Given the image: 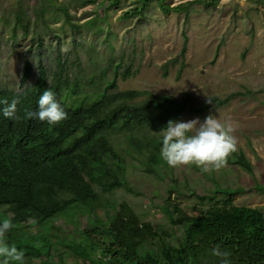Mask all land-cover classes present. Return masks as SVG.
<instances>
[{"label": "rangeland", "instance_id": "1", "mask_svg": "<svg viewBox=\"0 0 264 264\" xmlns=\"http://www.w3.org/2000/svg\"><path fill=\"white\" fill-rule=\"evenodd\" d=\"M144 1L142 11L124 15L141 9ZM19 13H23L21 22ZM58 57L65 64L64 74L80 84L77 94L66 96H95L105 87L109 92L139 90L138 101L150 93L179 101L190 96L175 121L198 117L203 122L208 115L216 116L233 127L238 151L253 165L252 173L246 171L232 154L226 167L208 172L194 164L169 167L162 156L148 167L135 152L123 151L126 185L105 195L115 204L111 213H132L140 224L149 223L172 238V233L178 237L184 233V226L175 221V206L199 214L212 202H202L198 196L218 200L225 196V188L235 191L233 204L264 212V4L257 0H0V88H22L26 61L31 65L27 84L37 79L40 64L57 72ZM156 133L161 136V130ZM111 140L119 150L128 146L121 135H112ZM98 215L107 219L104 209ZM48 226L55 264H109L101 245L94 261L75 250L80 237L90 241L87 230L100 243L109 237L102 229H93L85 212L74 209L52 218ZM42 230L29 227L32 233ZM86 247L93 252L89 244ZM45 258L35 255L33 261Z\"/></svg>", "mask_w": 264, "mask_h": 264}, {"label": "trees", "instance_id": "2", "mask_svg": "<svg viewBox=\"0 0 264 264\" xmlns=\"http://www.w3.org/2000/svg\"><path fill=\"white\" fill-rule=\"evenodd\" d=\"M257 1L264 4V0ZM146 3L124 15L142 11ZM22 15L18 14V22ZM186 41L182 53L186 51ZM30 70L26 61L21 89L0 88V99H18L16 114L20 117L13 120L0 114V220L12 219L15 227L3 239L25 252L27 264H55L50 256L55 245L48 224L52 218L68 215L74 209L87 214L94 230L102 229L109 235L101 243L93 231H85L88 243L80 237L75 250L89 261L95 260L97 245H101L109 264H220L219 258L211 255V249L220 245L231 252L230 264H264V212L233 204L235 191L230 188L223 189L225 196L218 200L198 196L212 205L196 215L175 206V221L184 226L182 237L172 233L174 237L170 238L167 231L156 230L149 223L140 224L132 213H111L115 204L105 195L126 185L123 151L135 152L148 167L158 163L162 136L156 132L166 128L169 120L181 117L190 96L179 101L170 95L150 93L138 101L142 95L139 90L109 92L107 87L95 96H66L70 92L77 94L80 84L64 74L65 64L60 57L57 72L51 73L40 64L37 79L27 84ZM49 88L68 118L56 125L25 119V111H36L39 96ZM112 135L123 136L128 146L119 150ZM233 155L236 164L253 172L244 152ZM100 209H104L106 220L98 217ZM35 226L42 227L40 234L29 231ZM145 243L151 246L144 248ZM40 254L46 258L34 262L35 255Z\"/></svg>", "mask_w": 264, "mask_h": 264}, {"label": "clouds", "instance_id": "3", "mask_svg": "<svg viewBox=\"0 0 264 264\" xmlns=\"http://www.w3.org/2000/svg\"><path fill=\"white\" fill-rule=\"evenodd\" d=\"M18 99L9 102L0 99V114L7 119H19L17 116ZM25 119H38L50 125L59 124L68 118V113L56 99L50 88L38 99L36 111L27 110ZM231 125L222 122L214 115H208L203 122L197 117L187 121L169 120L161 130L162 147L160 155L172 168L196 165L203 172L226 167L228 158L238 151V140L233 135ZM15 225L11 218L0 220V264H27L25 252L16 246H9L3 239ZM211 255L219 258L220 264H230L231 252L220 245L211 249Z\"/></svg>", "mask_w": 264, "mask_h": 264}]
</instances>
